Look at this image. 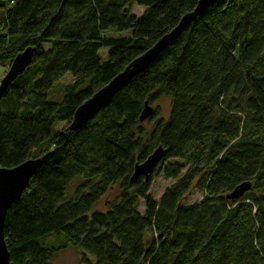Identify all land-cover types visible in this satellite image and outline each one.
<instances>
[{
    "label": "trees",
    "instance_id": "trees-1",
    "mask_svg": "<svg viewBox=\"0 0 264 264\" xmlns=\"http://www.w3.org/2000/svg\"><path fill=\"white\" fill-rule=\"evenodd\" d=\"M197 1L0 0L3 72L33 50L0 94V167L41 161L5 216L10 264H52L67 245L79 248L80 264H264V0H216L108 105L67 127L81 102ZM68 72L72 83L52 98ZM162 96L167 116L153 108ZM146 102L149 128L139 120ZM159 146L149 179L132 183L134 165ZM160 174L173 182L155 200ZM246 181L240 198L227 197ZM192 189L200 199L187 203Z\"/></svg>",
    "mask_w": 264,
    "mask_h": 264
},
{
    "label": "water",
    "instance_id": "water-1",
    "mask_svg": "<svg viewBox=\"0 0 264 264\" xmlns=\"http://www.w3.org/2000/svg\"><path fill=\"white\" fill-rule=\"evenodd\" d=\"M215 1L216 0H198L192 11L184 14L178 20L175 27L158 38L150 48L145 50V52L136 56L134 60L124 67L123 71L113 76L108 83L95 91L91 97L81 102V105L78 106L72 114L73 117L71 122L67 126L68 130L81 128L82 124L90 120L95 113L108 105L125 83L130 81L136 73L145 71L146 67L156 59L157 55L167 47L168 43L176 38L181 30L188 26L190 20L203 12L205 8ZM32 55V48L27 47L23 52L16 54L12 58L10 66L0 79V94L8 83L17 75L22 74L24 68L31 63ZM151 113L152 107L146 102L141 110L139 120L143 121L147 119ZM164 153L165 149L159 146L153 150L145 160L135 164L133 173L129 177L130 181L135 183L140 177L145 178V180L149 179L156 164L164 156ZM40 163V158H28V160L14 167H0V264H10V254L9 251H7L3 229L6 213L9 206L19 199L22 191L28 186L29 178L39 168ZM250 187V182H241L227 195V197L231 199L240 198Z\"/></svg>",
    "mask_w": 264,
    "mask_h": 264
},
{
    "label": "rangeland",
    "instance_id": "rangeland-1",
    "mask_svg": "<svg viewBox=\"0 0 264 264\" xmlns=\"http://www.w3.org/2000/svg\"><path fill=\"white\" fill-rule=\"evenodd\" d=\"M143 7L139 6V5H133L132 9H131V13H133L134 15L138 16L140 14H142L143 12ZM128 33L127 30H124L122 32H118L114 29H111V31H109L107 34L108 35H113V36H122V35H126ZM107 53V49L106 48H102L100 50V55L104 58L106 56ZM3 66H0V79L2 78V76L4 75L5 72H3ZM72 76L71 73L68 72L64 75V77H62L59 81H58V85L56 86V88L50 92L51 97L55 98L58 97L59 95H61L60 93L63 91L64 87L66 85H69L72 83ZM59 87V88H58ZM153 108L158 109V111H160V114L162 116H167L169 113V109H170V100L167 97H160L158 98V101L153 105ZM145 124L146 127H151L152 123L145 120L143 122ZM64 124H56L55 127L60 128L61 126H63ZM173 182L172 179H167L164 178L163 174H160L159 176L155 177V179L152 180L151 185H150V191H149V195L151 198H154L155 200H159L160 197L163 194V191L165 190V188L167 186H169L171 183ZM76 180L73 183L72 189L74 187V185L76 184ZM111 195H107L105 196L97 205L98 208L101 209H105L108 206L107 201L112 200L113 199V195L117 192L116 191V187H113L111 190ZM200 191H198L197 189H192L188 192V194L186 195L185 199L187 203H194L196 202V200L200 199ZM143 209V201L140 200V205L138 207V211L141 212ZM44 241L50 245L53 246H61L63 243V238H60L58 236H47L45 237ZM80 253L81 251L79 250V248H75L73 246H65V247H60L59 250L54 254L53 257V261L52 264H80Z\"/></svg>",
    "mask_w": 264,
    "mask_h": 264
}]
</instances>
